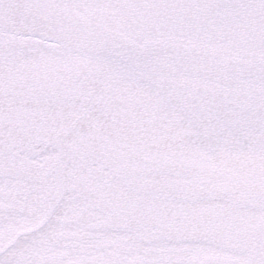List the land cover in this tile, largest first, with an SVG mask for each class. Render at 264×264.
Instances as JSON below:
<instances>
[{
    "label": "snow or ice",
    "instance_id": "snow-or-ice-1",
    "mask_svg": "<svg viewBox=\"0 0 264 264\" xmlns=\"http://www.w3.org/2000/svg\"><path fill=\"white\" fill-rule=\"evenodd\" d=\"M0 264H264V0H0Z\"/></svg>",
    "mask_w": 264,
    "mask_h": 264
}]
</instances>
